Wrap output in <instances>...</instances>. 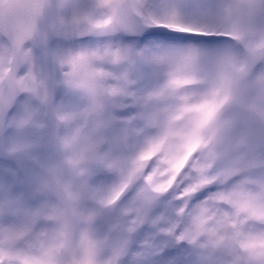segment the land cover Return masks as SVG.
<instances>
[{"label":"snow or ice","instance_id":"1","mask_svg":"<svg viewBox=\"0 0 264 264\" xmlns=\"http://www.w3.org/2000/svg\"><path fill=\"white\" fill-rule=\"evenodd\" d=\"M5 126L0 264H264V0H0Z\"/></svg>","mask_w":264,"mask_h":264},{"label":"rangeland","instance_id":"2","mask_svg":"<svg viewBox=\"0 0 264 264\" xmlns=\"http://www.w3.org/2000/svg\"><path fill=\"white\" fill-rule=\"evenodd\" d=\"M58 1L63 2L65 4H72L74 6H84V5L91 3V0H58ZM150 2L155 3V4H161V3H166L167 0H150ZM175 2L184 3L190 7L206 8L208 5L214 3L215 0H175ZM79 39L80 38L77 37V40ZM221 39L223 40V43L220 45V47L228 48L232 50L233 52L236 51L235 48L233 47L234 42H230L227 39H223V38ZM72 43H75V41H73ZM66 46H68V42L66 40L59 38L58 40H56L55 42L51 44L49 51L45 54L35 49V70L37 71V73H42L46 77L50 76L56 81L58 79L59 73H58L57 67L51 61L49 53L50 51L58 50ZM260 71L261 69H257L258 73ZM57 100L63 101V103L68 106H71L72 104L76 102V98L71 93L65 92L63 88L58 89ZM13 136H14L13 130L10 127H8V137L5 142L4 152H7L9 150V147L11 143L13 142ZM114 180H115V177L113 176L111 180L107 181L108 186H110L114 182Z\"/></svg>","mask_w":264,"mask_h":264},{"label":"water","instance_id":"3","mask_svg":"<svg viewBox=\"0 0 264 264\" xmlns=\"http://www.w3.org/2000/svg\"><path fill=\"white\" fill-rule=\"evenodd\" d=\"M4 15H5V21H6L4 27L9 29L12 33L13 49H14L22 34L24 25L29 22V17L24 15L18 8L7 9ZM55 38L56 37L52 38L49 41V43L53 41ZM36 46L39 47L40 50L42 51L46 50L45 48L39 46L38 44ZM5 134H6V126L3 128H0V151L2 150Z\"/></svg>","mask_w":264,"mask_h":264}]
</instances>
